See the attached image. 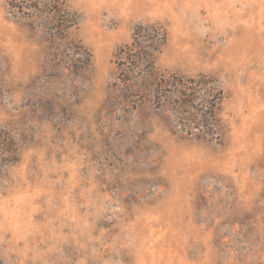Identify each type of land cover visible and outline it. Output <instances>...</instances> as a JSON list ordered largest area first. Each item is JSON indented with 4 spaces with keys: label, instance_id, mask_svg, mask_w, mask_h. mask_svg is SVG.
<instances>
[{
    "label": "rangeland",
    "instance_id": "374dc122",
    "mask_svg": "<svg viewBox=\"0 0 264 264\" xmlns=\"http://www.w3.org/2000/svg\"><path fill=\"white\" fill-rule=\"evenodd\" d=\"M0 264H264V0H0Z\"/></svg>",
    "mask_w": 264,
    "mask_h": 264
},
{
    "label": "trees",
    "instance_id": "16d2710c",
    "mask_svg": "<svg viewBox=\"0 0 264 264\" xmlns=\"http://www.w3.org/2000/svg\"><path fill=\"white\" fill-rule=\"evenodd\" d=\"M147 31L153 32L150 38H148L151 42H139V37L141 38V30H143L142 26H139L134 32L133 41L130 46L125 47L126 51L129 53L130 57H134L137 60H145L150 59L152 56L151 51L156 49L154 45L158 41V44L165 41V31L159 26H147ZM150 49V50H149Z\"/></svg>",
    "mask_w": 264,
    "mask_h": 264
}]
</instances>
